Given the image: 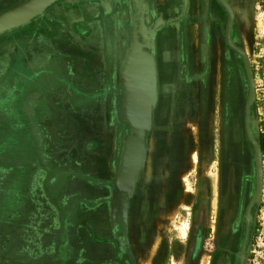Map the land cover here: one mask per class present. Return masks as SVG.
<instances>
[{
	"label": "rangeland",
	"instance_id": "374dc122",
	"mask_svg": "<svg viewBox=\"0 0 264 264\" xmlns=\"http://www.w3.org/2000/svg\"><path fill=\"white\" fill-rule=\"evenodd\" d=\"M27 1L0 0V14ZM226 1L230 39L244 52L253 81L250 129L260 148L261 183L252 205H258L264 200V0ZM141 2V38L155 64L144 137L156 152L145 151L116 220L113 174L130 132L119 103L121 63L139 20L136 0H55L0 33V264H119L120 255L121 264H180L181 235L192 225L184 212L195 211L204 183L215 191L214 178L226 166L225 178H233L244 201L255 192L244 124L248 79L241 55L226 42V7L220 0ZM208 56L212 71L217 60L229 62L239 81L227 114L218 97L211 114H201L200 71ZM159 128L176 143V159L172 152L155 158L165 138L155 134ZM103 154L111 155L110 176H100L94 164Z\"/></svg>",
	"mask_w": 264,
	"mask_h": 264
},
{
	"label": "flooded vegetation",
	"instance_id": "af4514ba",
	"mask_svg": "<svg viewBox=\"0 0 264 264\" xmlns=\"http://www.w3.org/2000/svg\"><path fill=\"white\" fill-rule=\"evenodd\" d=\"M136 3L139 20L133 29V39L136 37L139 42L145 44L141 38L146 37V30L143 24L145 18L142 15L144 5L141 0H136ZM143 50H145L144 46ZM208 62L209 56L206 57L204 64H202V70L200 71L202 85L198 89V93L200 103L204 109L203 112L202 108H200L201 114H211L209 111L210 107L215 104L214 100H216L217 97V100L222 102L223 105L222 113L227 114L229 109L230 111L233 110L234 106L231 96L233 93H238L239 81L237 80L233 66L230 65L229 62L223 63L217 60V63L213 67V71L212 66H209ZM209 78L210 82H208ZM212 89L215 90V93L218 91L214 99H212L214 94L211 95ZM212 101H214L213 104ZM119 103L120 107H122V96H119ZM200 116L202 117L204 115ZM125 122L127 121L125 120ZM158 130H160V128L155 131V134ZM160 131L164 134L165 138L162 143L158 142V139L157 145H159L161 149L159 148L160 150H157V156L155 158H161L160 160H162L164 154L172 152L176 159L175 152H173V146L176 143L169 144L166 134L162 130ZM146 139L148 140V138ZM126 140L127 138L124 142H126ZM147 140H145L144 137L143 156L139 162L136 177L127 190L117 188L115 183L119 168L123 161L125 147L124 142H122V145L121 143L119 144V166L117 171L113 174L114 190L110 211V216H113L114 220L120 218L122 209L126 205V195L131 192L133 184L141 171L145 158V151L147 150ZM181 142L183 143V140ZM177 143H180V141H177ZM182 143H180L181 149ZM155 148L156 147L152 148V151H154L153 154L156 152ZM179 154L182 155L179 164H183L184 157L182 150ZM102 156L100 158H102L101 163L104 169L103 172L99 171V161L96 159L94 160L95 167L98 169L100 176L105 174H109L110 176V164H112L111 155L106 154V156H104L103 154ZM175 162L178 164L176 160ZM224 164H226V161ZM148 167L150 168L149 165ZM226 172L231 174V171L225 166V168H222L220 174L214 178V183H212V185L215 191H212L208 183H204L195 211L193 213L184 212L186 215L192 214V225L187 227L181 235L180 264H264V200H261L258 205L257 203L253 204L248 210L251 196L244 201L242 191L238 193L234 191L233 178L229 175L225 178ZM228 178L230 180H228ZM184 208L190 209L189 206H184ZM247 215H249V219H247ZM241 254H243L242 258ZM121 257L122 255L117 259L116 256V261L119 264H121Z\"/></svg>",
	"mask_w": 264,
	"mask_h": 264
},
{
	"label": "water",
	"instance_id": "95a60500",
	"mask_svg": "<svg viewBox=\"0 0 264 264\" xmlns=\"http://www.w3.org/2000/svg\"><path fill=\"white\" fill-rule=\"evenodd\" d=\"M55 0H28L22 5L15 7L9 11H6L0 14V33L6 29H9L14 26L21 25L31 18H33L36 14H38L42 9H44L47 5L52 3ZM220 2L227 9V23H226V42L231 46L234 50H236L242 57L245 72L248 79V97L245 103V114H244V124L245 131L248 140L251 142L254 150V162H255V181H256V190L253 193L249 205L248 210L252 203L257 199L260 190L261 183V167H260V148L259 144L255 140L252 135L250 129V105L253 100V81L250 72V68L245 57L244 52L238 48L230 39V28L231 22L233 18V14L231 8L226 0H220ZM145 44L139 42L136 37H134L133 42L131 43L125 60L121 69V77H122V87H123V116L124 119L130 125V132L125 142L124 152H123V161L119 168V172L117 174L115 183L117 188L122 190L129 189L133 180L136 177L139 162L143 156V140L145 131L150 127L151 123V110L154 102V82H155V64L153 60V56L150 52L143 50V46ZM134 99L136 103L139 104L140 108H134ZM141 116V120L136 119V117ZM134 145H138L137 153H139V158L137 157V161L130 170L129 177L125 182L122 183L121 178L124 174V169L127 167V163L125 162L126 157L130 154ZM245 244V242H244ZM243 254H241L242 258Z\"/></svg>",
	"mask_w": 264,
	"mask_h": 264
},
{
	"label": "bare ground",
	"instance_id": "6f19581e",
	"mask_svg": "<svg viewBox=\"0 0 264 264\" xmlns=\"http://www.w3.org/2000/svg\"><path fill=\"white\" fill-rule=\"evenodd\" d=\"M125 60V59H124ZM124 60H123V62H124ZM122 65H123V63H122ZM157 69V68H156ZM134 108H137V109H139L140 108V106H139V104L138 103H136V100L134 99ZM136 119H138V120H141V116L139 115L138 117H136ZM151 127V126H150ZM125 143V142H124ZM147 144H146V148L148 149V150H151L152 149V147H153V140H151L150 138H149V140H147V142H146ZM137 147H138V145H134V148H132V150H131V152H130V154H128V156L126 157V160H125V162L127 163V167L124 169V174L122 175V178H121V181H122V183L123 182H125L126 180H127V178L129 177V172H130V170L128 171V166H129V169H131V167L133 166V164H135L136 163V159H137V157L139 156V153H137L136 151H137ZM138 155V156H137ZM139 158V157H138ZM101 159L102 158H97V161H99V167H98V169H99V171H101V172H103V168L100 166L101 165ZM106 164V163H105ZM108 166V165H107ZM147 176V175H146ZM145 178H147V177H145ZM137 189V188H136ZM152 252H153V250H151ZM149 264V263H148Z\"/></svg>",
	"mask_w": 264,
	"mask_h": 264
},
{
	"label": "trees",
	"instance_id": "16d2710c",
	"mask_svg": "<svg viewBox=\"0 0 264 264\" xmlns=\"http://www.w3.org/2000/svg\"><path fill=\"white\" fill-rule=\"evenodd\" d=\"M260 142H261V148L264 151V136H262V135H261V138H260Z\"/></svg>",
	"mask_w": 264,
	"mask_h": 264
}]
</instances>
